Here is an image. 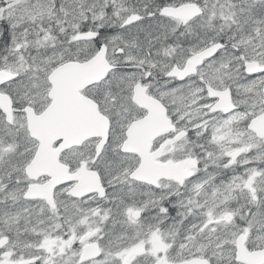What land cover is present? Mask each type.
Instances as JSON below:
<instances>
[{
    "label": "snow or ice",
    "instance_id": "snow-or-ice-1",
    "mask_svg": "<svg viewBox=\"0 0 264 264\" xmlns=\"http://www.w3.org/2000/svg\"><path fill=\"white\" fill-rule=\"evenodd\" d=\"M0 264H264V0H0Z\"/></svg>",
    "mask_w": 264,
    "mask_h": 264
}]
</instances>
